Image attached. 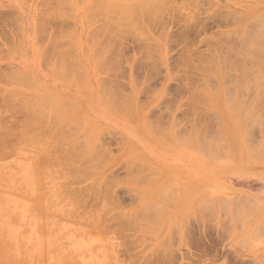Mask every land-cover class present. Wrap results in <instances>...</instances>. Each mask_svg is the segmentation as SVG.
Listing matches in <instances>:
<instances>
[{"label": "rangeland", "instance_id": "1", "mask_svg": "<svg viewBox=\"0 0 264 264\" xmlns=\"http://www.w3.org/2000/svg\"><path fill=\"white\" fill-rule=\"evenodd\" d=\"M93 1L0 0V264H264V0Z\"/></svg>", "mask_w": 264, "mask_h": 264}, {"label": "bare ground", "instance_id": "2", "mask_svg": "<svg viewBox=\"0 0 264 264\" xmlns=\"http://www.w3.org/2000/svg\"><path fill=\"white\" fill-rule=\"evenodd\" d=\"M94 1H95V0H94ZM94 1H93V2H94ZM107 1H109V0H107ZM137 1H139V0H137ZM142 1L145 2L146 0H145V1L142 0ZM142 1H141V4H140L139 2H137V3H139V4H137V5L134 3V4H135V6L133 7L134 11H132V9H131L132 6H131V7H130V9H131L130 11H126V12L122 13L121 15L127 17L128 20H131V21H132V16H133V19H135L134 17L137 16V14H138L139 16H141V14H143V13L146 15L145 12L140 13V12L142 11V9L145 7V4H143ZM158 1H159V0H158ZM97 2H98V1H97ZM115 2H117V0H116ZM115 2L113 1V2H111V4L113 3V6H114V5L116 4ZM147 2H148V1H146L145 3L147 4ZM150 2H151V1H150ZM152 2H153V1H152ZM159 2H160V1H159ZM114 3H115V4H114ZM130 3H131V2H130ZM148 3H149V2H148ZM163 3H164V2H163ZM101 4H102V3H101ZM105 4H106V3H105ZM108 4H109V2H108ZM150 4H151V3H150ZM155 4H156V3H155ZM155 4H153V8L155 7ZM167 4H169V3H167ZM102 5H103V4H102ZM109 5H110V4H109ZM126 5H127V4H126ZM161 5H162V4H161ZM165 5H166V4H165ZM92 6H93V4H92ZM95 6H96V5H95ZM98 6H99V4H98ZM98 6H97V7H98ZM107 6H108V5H107ZM110 6H112V5H110ZM113 6H112L111 10L113 9ZM115 6H117V5H115ZM119 6H120V5H119ZM128 6H129V5H128ZM136 6H137V7H136ZM143 6H144V7H143ZM146 6H147V5H146ZM148 6H149V5H148ZM148 6H147V8H151V7H148ZM151 6H152V4H151ZM166 6H167V5H166ZM99 7H101V6H99ZM103 7H104V5H103ZM135 7L138 8V9H137V12L140 10L137 14H135V10H136ZM161 7H162V6H161ZM164 7H165V6H164ZM94 8H95V7H94ZM116 8H117V7H116ZM126 8H127V7H126ZM153 8H151L150 10H152ZM156 8H157V7H156ZM169 8H170V7H169ZM98 9L100 10V8H98ZM104 9H105V7H104ZM109 9H110V8L108 7V9H106V10H109ZM114 9H115V7H114ZM123 9H124V7H123ZM164 9H165V8H164ZM91 10H92V9H91ZM93 10H94V9H93ZM111 10H110L109 12H113V11H111ZM115 10L118 11L117 9H115ZM143 10H144V9H143ZM148 10H149V9H148ZM155 10H156V9H155ZM160 10H161V9H160ZM102 11H103V10H102ZM104 11H105V10H104ZM120 11H121V10H120ZM153 11H154V9H153ZM167 11H168V10H167ZM98 12H99V11H98ZM100 12H101V11H100ZM121 12H123V11H121ZM87 13H89V12H87ZM103 13H105V12H103ZM118 13H120V12L118 11ZM118 13L115 12V15L118 16V15H117ZM154 13H156V12H154ZM97 14H98V13H97ZM105 14H106V13H105ZM110 14H111V13H110ZM144 14H143V17H144ZM151 14H152V11H151ZM263 14H264V13H263ZM108 15H109V13H108ZM121 15H120V18H121ZM259 15H260V14H259ZM261 15H262V14H261ZM53 16H55V15H53ZM149 16H151V15H149ZM149 16H148V17H149ZM254 16H255V15H254ZM93 17H94V15H93ZM104 17H105V15H104ZM108 17H109V16H108ZM108 17H107V18H108ZM146 17H147V16H146ZM260 17H261V18H260V19H261L260 21L263 20L262 23H264V18H263V16H260ZM138 18H139V17H138ZM138 18H137V19H138ZM153 18H154V17H153ZM252 18H254V17H252ZM256 18H259V17H256ZM116 19H117V18H116ZM148 19H149V18H148ZM91 20H92V19H91ZM108 20H109V19H108ZM151 20H152V19H151ZM158 20H159V18H158ZM250 20H252V19H250ZM254 20H255V19H254ZM106 21H107V20H106ZM112 21H113V20H112ZM119 21H120V20H119ZM133 21H134V20H133ZM245 21H246V20H245ZM252 21H253V20H252ZM252 21H251V23H252ZM117 22H118V21H117ZM124 22H125V21H124ZM134 22H135V21H134ZM136 22H137V21H136ZM136 22H135V23H136ZM257 22H259V21L257 20ZM139 23H140V22H139ZM147 23H148V22H147ZM157 23H158V22H157ZM165 23H166V22H165ZM244 23H245V22H244ZM259 23L262 25L261 22H259ZM112 24H113V22H112ZM118 24H120V23H118ZM121 24H122V23H121ZM128 24H129V23H128ZM130 24H131V23H130ZM133 24H134V23H133ZM145 24H146V23H145ZM249 24H250V22H249ZM260 24H259V25H260ZM114 25H115V23H114ZM160 25H161V24H160ZM259 25H258V26H259ZM261 25H260V26H261ZM101 26H102V25H101ZM246 26L248 27V25H246ZM250 26H251V24H250ZM263 26H264V25H263ZM263 26H262L261 28H259V27H257V28L260 29V30H262ZM124 27H125V26H124ZM252 27H253V26H252ZM241 28H243V26H242ZM122 29H123V27H122ZM124 29H126V27H125ZM148 29H149V28H148ZM161 29H162V28H161ZM238 29H240V28H238ZM251 29H252V28H251ZM251 29L249 28L250 31H252ZM255 29H256V28H255ZM263 29H264V28H263ZM96 30H97V29H96ZM98 30H99V29H98ZM111 30H112V29H111ZM120 30H121V29H120ZM163 30H164V29H163ZM240 30H241V29H240ZM243 30H244V29H243ZM245 30H246V29H245ZM249 30H248V32L250 33ZM253 30H254V29H253ZM260 30H257V31L259 32ZM99 31H100V30H99ZM113 31H116V29L113 30ZM113 31H112V32H113ZM124 31H125V30H124ZM238 31H239V30H238ZM241 31H242V30H241ZM246 31H247V30H246ZM246 31H245V32H246ZM257 31H255V35H256V32H257ZM101 32H102V30H101ZM120 32H121V31H120ZM126 32H127V30H126ZM248 32H246V33H248ZM258 32H257V34H258ZM261 32H263V30H262ZM98 33H99V32H98ZM136 33H137V32H136ZM138 33H139V32H138ZM142 33H143V32H142ZM142 33H141V34H142ZM163 33H164V32H163ZM236 33H238V32H236ZM252 33H254V32H252ZM238 34H240V33H238ZM263 34H264V33H263ZM263 34L261 33V34H259V35L261 36V35H263ZM92 35H93V34H92ZM106 35H107V34H106ZM236 35H237V34H236ZM107 36H108V35H107ZM110 36H111V35H110ZM118 36H119V35H118ZM143 36H144V35H143ZM238 36H239V35H238ZM238 36H237V37H238ZM246 36H247V37H246V40L244 39L245 37H244L243 39H244L245 41H248L247 38H249L250 35H249V37H248V35H246ZM260 36H257V37L255 36V37H256L255 39H259L258 37H260ZM99 37H100V36H98V38H99ZM112 37H113V36H112ZM252 37H253V36H252ZM51 38H52V37H51ZM87 38H88V37H87ZM96 38H97V37H96ZM104 38H105V37H104ZM141 38H142V37H141ZM238 38H240V37H238ZM260 38H261V37H260ZM263 38H264V37H262V41H263ZM93 39H94V38H93ZM105 39H106V38H105ZM105 39H104V40H105ZM255 39L252 40V41H254V43L257 42L258 45H256V43L253 45V43L251 42L250 46L252 45L254 48H255V46H257L255 49H257V52H258V49H259V48H260V49L262 48V46L260 47V45H259V44H260L259 42H260L261 39H259V40H255ZM57 40H58V39H57ZM57 40H56V41H57ZM89 40H90V39H89ZM116 40H117V39H116ZM249 40H250V39H249ZM56 41H55V42H56ZM239 41H240V40H239ZM241 41L243 42V40H241ZM262 41H261V45H262V43L264 42V41H263V42H262ZM93 42H95V41H93ZM101 42H102V41H101ZM103 42H104V41H103ZM103 42H102V43H103ZM139 42H140V41H139ZM142 42H143V41H142ZM248 42H249V41H248ZM248 42H245V43H248ZM57 43H58V41H57ZM91 43H92V41H91ZM112 43H113V42H112ZM145 43H146V42H145ZM249 43H250V42H249ZM249 43H248V45H249ZM92 44H93V43H92ZM115 44H116V42H115ZM150 44H152V43H150ZM263 44H264V43H263ZM52 45H53V44H52ZM58 45H59V44H58ZM112 45H113V44H112ZM117 45H118V43H117ZM148 45H149V44H148ZM148 45H147V46H148ZM243 45H244V44H243ZM245 45H246V44H245ZM248 45H247V46H248ZM98 46H99V45H98ZM98 46H97V48H98ZM258 46H259V48H258ZM263 46H264V45H263ZM245 47H246V46H245ZM54 48H55V47H54ZM65 48H66V47H65ZM70 48H71V46H70ZM103 48H104V47H103ZM144 48H145V45H144ZM149 48H150V47H149ZM154 48H155V46H154ZM59 49H60V48H59ZM72 49H73V48H72ZM99 49H100V48H99ZM113 49H114V48H113ZM145 49H146V48H145ZM150 49H151V48H150ZM245 49H246V48H245ZM248 49H250V48H247V50H248ZM52 50H53V49H52ZM96 50H97V49H96ZM110 50H111V49H110ZM153 50H154V49H153ZM157 50H158V49H157ZM48 51H49V50H48ZM65 51H66V50H65ZM68 51H69V50H68ZM93 51H94V50H93ZM99 51H100V50H99ZM253 51H254V50H253ZM259 51H260V50H259ZM263 51H264V49H263ZM263 51L261 50V53H262ZM53 52H55V51H53ZM62 52H63V50H62ZM97 52H98V51H97ZM100 52H101V51H100ZM111 52H112V51H111ZM145 52H147V51H145ZM154 52H155V51H154ZM257 52H256V53H257ZM63 53H64V52H63ZM98 53H99V52H98ZM148 53H149V52H148ZM155 53H156V52H155ZM258 53H260V52H258ZM258 53H257V54H258ZM263 53H264V52H263ZM96 54H97V53H96ZM150 54H151V53H150ZM247 54H248V53H247ZM247 54H246V55H247ZM57 55H58V54H57ZM61 55H62V54H61ZM111 55H112V54H111ZM155 55H156V54H155ZM261 55L264 56L263 54H261ZM261 55L258 54V55H256V56H257V57H260ZM145 56H147V55H145ZM150 56H151V55H150ZM242 56H243V54H242ZM244 56H245V55H244ZM248 56H249V55H248ZM252 56H253V55H252ZM42 57H43V56H42ZM61 57H64V55H62ZM96 57H97V56H96ZM98 57H99V56H98ZM110 57H111V56H110ZM152 57H153V56H152ZM154 57H155V56H154ZM257 57H255V58L257 59ZM58 58H60V55L58 56ZM58 58H57V59H58ZM105 58H106V57H105ZM150 58H151V57H150ZM247 58H250V57H247ZM60 59H61V58H60ZM65 59H67L66 56H65ZM65 59H64V60H65ZM69 59L71 60V58H69ZM98 59H99V58H98ZM111 59H112V58H111ZM146 59H147V58H146ZM252 59H254V58H252ZM256 59H255V60H256ZM258 59H260L259 61H261L262 58H258ZM49 60H50V59H49ZM61 60H62V59H61ZM114 60H116V59H114ZM246 60H248V59H246ZM250 60H251V59H250ZM56 61H59V60H56ZM56 61H55V62H56ZM144 61H145V60H144ZM151 61H152V60H151ZM151 61H149V62H151ZM257 61H258V60H257ZM259 61H258V65H257V66H259ZM71 62H72V61H71ZM71 62H70V63H71ZM74 62H75V61H74ZM100 62H101V61H100ZM246 62H247V61H246ZM254 62H255V61H254ZM261 62H262V61H261ZM60 63H61V61H59V64H60ZM147 63H148V62H147ZM248 63H249V62H248ZM263 63H264V61H263ZM263 63H262V64L260 63V66H261V67H260V66H259V67H255L254 69H257V68H258L257 70H258V71H261V69H263V67H264V66H263V65H264ZM50 64H51V63H50ZM67 64H69V63L67 62ZM77 64H78V63H77ZM77 64H76V66H77ZM245 64H246V63H245ZM250 64H251V63H250ZM254 64H256V63H254ZM57 65H58V64H57ZM57 65H54V67L56 68ZM78 65H79V64H78ZM225 65H226V63H225ZM247 65H248V64H247ZM247 65H246V66H247ZM48 66H50V65H48ZM58 66H59V65H58ZM65 66H66V64H65ZM114 66H115V65H114ZM148 66H149V65H148ZM242 66H243V65H242ZM251 66H253V65H251ZM255 66H256V65H255ZM59 67H61V64H60ZM77 67H78V66H77ZM115 67H116V66H115ZM221 67H222V66H221ZM249 67H250V65H249ZM70 68H71V67H70ZM78 68H79V67H78ZM112 68H113V66H112ZM216 68H217V67H216ZM228 68H229V67H228ZM246 68H247V67H246ZM246 68H245V69H246ZM249 69H250V68H249ZM254 69H252V70H254ZM57 70H58V69H57ZM66 70H67V74L69 75V73H68V72H69V71H68L69 69H66ZM70 70H71V69H70ZM74 70H76V68H74ZM239 70H240V69H239ZM257 70H256V73H255L256 76H258L259 74H261V73H258V75H257ZM48 71H49V70H48ZM207 71H208V70H207ZM223 71H224V70H223ZM59 72H60V70H59ZM113 72H114V71H113ZM210 72H211V71H210ZM221 72H222V71H221ZM243 72H244V70H243ZM53 73H54V72H53ZM64 73H65V71H64ZM73 73H74V72H73ZM76 73H77V72H76ZM244 73H245V72H244ZM253 73H254V72H253ZM253 73H252V74H253ZM77 74H78V73H77ZM221 74H222V73H221ZM221 74H220L219 76H221ZM224 74H225V73H224ZM226 74H227V73H226ZM241 74H242V73H241ZM249 74H250V73H249ZM56 75H57V74H56ZM63 75H64V74H63ZM246 76H247V74H246ZM259 76H260V75H259ZM261 76H263V75H261ZM261 76H260L259 78H261ZM55 77H56V76H55ZM58 77H59V76H58ZM250 77H251V76H250ZM253 77H254V76H253ZM253 77H252V78H253ZM74 78H75V77H74ZM208 78H209V77H208ZM226 78H227V77H226ZM248 78H249V77L247 76V79H248ZM257 78H258V77H257ZM257 78H256V79H257ZM66 80H68V79H66ZM224 81H225V78H224ZM258 81H259V79H258ZM104 82H105V81H104ZM106 82H107V81H106ZM106 82H105V83H106ZM240 82H241V81H240ZM244 82H245V80H244ZM250 82H251V81H250ZM260 82H261V80H260ZM263 82H264V81H263ZM263 82H262V83H263ZM246 83H247V82H246ZM256 83H257V82H256ZM108 84H109V82H108ZM254 84H255V83H254ZM258 84H259V83H258ZM104 85H105V84H104ZM104 85H103V87H104ZM224 85H225V84H224ZM224 85H223V86H224ZM239 85H240V84H239ZM242 85H243V84H242ZM250 85H251V84H250ZM256 85H257V84H255V86H256ZM261 85H262V84H261ZM244 86H245V85H244ZM252 86H253V84H252ZM255 86H253V87H255ZM257 86H258V85H257ZM257 86H256V89H257ZM258 87H259V86H258ZM261 87H262V86H261ZM261 87H259V89H260ZM104 88H106V87H104ZM224 88H225V87H224ZM247 88H248V87H247ZM141 89H142V88H141ZM101 90H102V89H101ZM225 90H226V89H225ZM240 90H241V89H240ZM243 90H244V89H243ZM109 91H110V90H109ZM9 92H10V91H9ZM14 92H15V91H14ZM99 92H100V89H99ZM114 92H115V91H114ZM242 92H243V91H242ZM261 92H262V91H261ZM7 93H8V92H7ZM109 93H110V92H109ZM228 93H230V92H228ZM246 93H248V92H246ZM263 93H264V92H263ZM263 93H261V94H263ZM224 94L226 95V92H224ZM231 94H232V93H231ZM4 95H5V94H4ZM4 95H3V96H4ZM114 95H116V94H114ZM225 95H224V98L227 97V96L225 97ZM227 95H228V94H227ZM246 95H247V94H246ZM255 95H260V94L256 93ZM23 96H24V95H23ZM23 96H22V97H23ZM53 96H56V95L54 94ZM110 96H111V95H110ZM229 96H230V94H229ZM232 96H233V94H232ZM239 96H240V95H239ZM239 96H238V98H240ZM241 96H242V95H241ZM243 96H244V95H243ZM34 97H37V96H34ZM114 97H115V96H114ZM114 97H113V98H112V97H110V98L108 97L109 99L112 98V100L109 101V99H107V101H106L107 103H105V104L108 105V104H110V102L114 101V100H115ZM261 97H263V96H261ZM9 98H10V96H9ZM12 98H13V97H12ZM28 98H29V97H28ZM45 98H46V97H45ZM103 98H104V97H103ZM103 98H102V99H103ZM229 98H230V99H229ZM229 98H228L229 100H228V99L225 100V103H226L227 101H229L228 104H230V106H231V103L233 102V100L231 99V97H229ZM232 98L234 99V97H232ZM245 98H246V97H245ZM245 98H244V99H245ZM256 98L258 99V96H257ZM21 99H22L21 101L23 102L24 99H23V98H21ZM30 99H31V98H30ZM40 99H41V98H40ZM40 99H38V100H40ZM204 99H208V98H204ZM254 99H255V98H254ZM260 99H261V98H260ZM263 99H264V97H263ZM2 100H3V99H2ZM19 100H20V99H19ZM38 100H37V101H38ZM49 100H51V98H50ZM117 100H120V99H117ZM209 100H210V99H209ZM230 100H232V102H230ZM249 100H250V99H249ZM255 100H256V99H255ZM255 100H254V101H255ZM3 101H4V100H3ZM28 101H29V100H28ZM28 101H27V102H28ZM67 101H68V100H67ZM101 101H102V100H101ZM120 101H121V100H120ZM122 101H123V100H122ZM125 101H127V100H125ZM125 101H124V102H125ZM207 101H208V100H207ZM239 101H240V100H239ZM239 101H238V102H239ZM254 101H253V102H254ZM262 101H263V100H262ZM18 102H19V101H18ZM32 102H33V101H32ZM32 102H31V103H32ZM49 102H52V101H49ZM71 102H73V101H71ZM108 102H109V103H108ZM124 102H123V103H124ZM208 102H209V101H208ZM242 102H243V101H242ZM251 102H252V101H251ZM259 102H261V101H259ZM15 103H16V102H15ZM34 103H35V101H34ZM36 103H38V102H36ZM102 103H103V102H102ZM116 103H117V102H116ZM118 103H121V102H118ZM123 103H122V104H123ZM126 103H127V102H126ZM247 103H248V101H247ZM18 104H19V103H18ZM22 104H23V103H22ZM29 104H30V103H29ZM32 104H33V103H32ZM50 104H51V103H50ZM50 104H49V105H50ZM105 104H104V105H105ZM113 104H115V103H113ZM127 104H128V103H127ZM237 104L239 105V103H237V101H236L235 108L233 109V112H234L233 115H234L235 118L232 117L231 114H230V115H231V117H232V120H233V119L236 120V118H237L238 120L241 121V122H239V123L242 125V123H243L244 121L247 123V122H248L247 119L252 118L251 116H253V115L255 114V113H254V114L252 115V113L254 112V109H255V108L253 109V111H252V113H251V112H250V107L246 104V102H245V105L243 104L244 107H243L242 105H240V106H242V107H238ZM240 104H241V102H240ZM253 104H255V102H254ZM253 104H252V107H253ZM13 105H16V104H13ZM38 105H39V104H38ZM67 105H68V104L65 105L64 102L59 103V106H61V107H57V109L60 108V110H59V109H58V110L61 111V112H59L58 110H57V112L62 113V111L64 110V107L67 106ZM107 105H106V106H107ZM124 105H125V104H124ZM246 105H247V106H246ZM249 105H251V104H249ZM255 105H256V104H255ZM33 106H34V105H33ZM35 106H36V105H35ZM62 106H64V107L62 108ZM115 106L117 107L118 104H117V105L115 104ZM226 106L228 107V105H226ZM230 106L228 107V108H229V109H228V110H229L228 112H231V111H232V110L230 111V109H231ZM14 107H15V106H14ZM22 107H23V106H22ZM46 107H47V106H46ZM48 107H50V106H48ZM69 107H70V105H69ZM69 107H68V108H69ZM72 107H73V106H72ZM110 107H111V106H110ZM119 107H120V106H118V108H119ZM255 107H256V106H255ZM12 108H13V107H12ZM80 108H81V107H80ZM124 108H125V106H124ZM262 108H263V107H262ZM15 109H16V108H15ZM22 109H23V108H22ZM36 109H38V108H35V110H36ZM46 109H48V108H46ZM49 109H50V108H49ZM65 109H66V108H65ZM69 109H70V108H69ZM109 109H110V108H109ZM112 109H113V108H112ZM23 110H24V109H23ZM23 110H22V111H23ZM42 110H43V109H42ZM55 110H56V109H55ZM113 110H114V109H113ZM115 110H116V109H115ZM115 110H114V111H115ZM120 110H122V106H121V109H120ZM260 110H261V109H260ZM19 111H20V110H19ZM45 111H46V110H45ZM69 111H70V110H69ZM17 112H18V111H17ZM29 112H30V111H29ZM46 112H47V111H46ZM46 112H45V113H46ZM55 112H56V111H54V113H55ZM63 112H64V111H63ZM111 112H112V111H111ZM116 112H117V111H116ZM120 112L123 113L122 111H119V113H120ZM262 112H263V111H262ZM37 113H38V112H37ZM54 113H52V114H54ZM64 113H65V112H64ZM249 113L251 114V116H250ZM258 113H259V112H258ZM258 113H257V114H258ZM30 114H31V112H30ZM41 114H42V113H41ZM56 114H57V113H56ZM56 114H54V115L56 116ZM123 114H124V113H123ZM18 115H19V114H18ZM22 115H23V114H22ZM27 115H29V114H27ZM32 115H33V114H32ZM39 115H40V113H39ZM57 115H58V114H57ZM35 116H37V115H35ZM55 116H53V117H54V119L52 118L53 120H55V119L57 120V118H56ZM33 117H34V116H33ZM37 117H38V116H37ZM51 117H52V116H51ZM51 117H50V118H51ZM59 117H60V116H59ZM255 117H256V114H255ZM255 117H254V118H255ZM257 117H258V116H257ZM38 118H40V117H38ZM41 118H42V117H41ZM71 118H72V117H71ZM258 118H259V117H258ZM261 118H262V117H261ZM44 119H46V118H44ZM64 119H65V118H64ZM69 119H70V118H69ZM219 119H220V118H219ZM252 119H253V118H252ZM252 119H251V120L249 119V120L252 122ZM56 120H55V121H56ZM58 120H59V118H58ZM58 120H57V122H58ZM84 120H85V119H84ZM221 120H222V119H221ZM234 120H233V122H234ZM238 120H237V121H238ZM256 120H258V119H256ZM256 120L254 119L253 121L255 122ZM263 120H264V119H263ZM263 120H262V121H263ZM23 121H24V120H23ZM67 121H68V120H67ZM69 121H70V120H69ZM69 121H68V122H69ZM77 121H78V120H77ZM219 121H220V120H219ZM24 122H25V121H24ZM24 122H21V123H24ZM49 122H50V121H49ZM251 122H250V124H251ZM256 122H257V121H256ZM263 122H264V121H263ZM26 123H29V122H28V121L25 122V124H24L25 126H26ZM70 123H71V122H70ZM31 124H32V123H31ZM39 124H40V123H39ZM39 124H37V125L39 126ZM65 124H66V123H65ZM234 124H236V123L234 122ZM237 124H238V123H237ZM243 124H244V123H243ZM256 124H258V123H256ZM24 125L22 124V127H23ZM34 125H35V124H34ZM34 125H32V126H34ZM42 125H43V124H42ZM54 125H55V124H54ZM62 125H64V124H62ZM66 125H67V124H66ZM66 125H64V126L66 127ZM147 125H148V124H147ZM174 125H175V124H174ZM244 125H245V124H244ZM244 125H242V126L244 127ZM248 125H249V124H248ZM253 125H254V124H253ZM25 126H24V129L27 130L28 127H25ZM27 126H28V125H27ZM67 126H68V125H67ZM81 126H82V125H81ZM175 126H176V125H175ZM249 126H250V125H249ZM41 127H42V126H41ZM47 127H48V126H47ZM65 127H63V128H65ZM157 127H158V125H157ZM157 127H156V128H157ZM250 127H251V126H250ZM30 128L32 129L31 126H30ZM60 128H61V131H62V129H63L62 126H61ZM60 128H59V130H60ZM236 128H239V127H236ZM236 128H235V130H236ZM246 128H247V127H246ZM246 128H245V129H246ZM68 129H70L69 126H68ZM150 129H151V128H150ZM242 129L245 130L244 128L240 127V130H241V131H243ZM261 129H262V128H261ZM32 130H33V129H32ZM65 130H66V129H65ZM65 130H64V132H65ZM93 130H94V129H93ZM156 130H158V129H156ZM160 130H161V129H160ZM163 130H164V129H163ZM173 130H174V129H173ZM237 130H238V129H237ZM247 130H248V129H246L244 132H247ZM27 131H29V135H30V129L27 130ZM34 131H35V130H34ZM195 131H196V130H195ZM200 131H201V130H200ZM220 131H221V129H218V132H220ZM222 131H223V129H222ZM224 131H225V130H224ZM57 132H58V131H57ZM62 132H63V131H62ZM64 132H63V134L66 133V132H65V133H64ZM95 132H96V131H95ZM154 132H155V131H154ZM157 132H158V131H157ZM175 132H176V131H175ZM234 132L236 133V131H234ZM23 133H24V132H23ZM37 133H38V132H37ZM44 133H45V132H44ZM67 133H68V132H67ZM70 133H71V132H70ZM70 133H69V134H70ZM195 133H197V132H195ZM201 133H203V132H201ZM231 133H232V132H231ZM24 134H25V133H24ZM48 134H49V133H48ZM69 134H66L67 136L65 135V136H66L65 138H67ZM93 134H94V133H93ZM100 134H101V133H100ZM164 134H165V133H164ZM164 134H163V135H164ZM191 134H192V133H191ZM193 134H194V133H193ZM193 134H192V135H193ZM203 134H204V133H203ZM218 134H219V133H218ZM221 134H224V133L222 132ZM240 134H241V136H242V133H241V132H240ZM244 134H245V133H244ZM244 134H243V135H244ZM246 134H247V133H246ZM246 134H245V136H246ZM250 134H251V133H250ZM39 135H40V134H39ZM44 135H45V134H44ZM70 135H71V134H70ZM72 135H73V133H72ZM90 135H92V134H90ZM177 135H178V134H177ZM177 135H176V136H177ZM189 135H190V132H189ZM199 135H200V134H199ZM235 135H236V134H235ZM262 135H263V134H262ZM35 136H37V135L35 134ZM48 136H49V135H48ZM171 136H172V135H171ZM174 136H175V135H174ZM193 136H194V135H193ZM196 136H197V135H196ZM203 136H204V135H203ZM205 136H206V135H205ZM212 136H213V135H212ZM226 136H227V135H226ZM238 136H239V135H238ZM241 136H239V137H241ZM249 136H250V135H247V137H249ZM42 137H43V136H42ZM45 137H46V136H45ZM70 137H71V136H70ZM70 137H69V138H70ZM84 137H85V136H84ZM183 137H184V136H183ZM185 137H186V136H185ZM188 137H190V136H188ZM206 137H207V136H206ZM213 137H214V136H213ZM220 137H221V136H220ZM223 137H224V136H223ZM227 137H228V136H227ZM232 137H233V135H232ZM247 137L245 138V140L248 141V138H247ZM43 138H44V137H43ZM51 138H52V137H51ZM98 138H99V137H98ZM179 138H180V136H179ZM191 138H192V136H191ZM194 138H195V137H194ZM209 138H212V137H209ZM216 138H217V139H216V141H217L219 138H218V137H216ZM233 138H234V137H233ZM243 138H244V137H243ZM174 139H177V138H173V140H174ZM184 139H186V138H184ZM184 139L182 140L183 142H184ZM198 139H199V138H198ZM198 139H195V140L198 141ZM203 139H204V137H203ZM206 139L209 140L208 138H206ZM222 139L226 141V139H224V138H222ZM238 139H239V138H238ZM17 140H18V139H17ZM51 140H52V139H51ZM85 140H87V139H85ZM94 140H95V139H94ZM101 140H102V139H101ZM177 140H178V139H177ZM177 140H176V141H177ZM186 140H187V139H186ZM200 140H201V138L199 139V141H200ZM207 140H205V141H206V142H211V141H212V140H211V141H210V140L207 141ZM213 140H214V139H213ZM219 140H220V139H219ZM223 140H222V141H223ZM241 140H242V139H241ZM99 141H100V139H99ZM196 141H195V142H196ZM199 141H198L197 143H202V142H204L203 140H202V142H199ZM214 141H215V140H214ZM227 141H228V139H227ZM238 141H239V140H238ZM250 141H251V140H250ZM178 142H179V141H178ZM190 142H191V141H189L188 143L190 144ZM192 142H194V141H192ZM219 142H220V141H218V144H219ZM223 142H224V141H223ZM229 142H230V141H229ZM232 142H236V140H235V139H234V140L232 139ZM248 142H249V141H248ZM2 143H3V142H2ZM53 143H54V142H53ZM78 143H79V142H77V144L75 143V144H76V145H75V148H76V146L78 147ZM82 143H83V142H82ZM88 143H89V142H88ZM175 143H176V142H175ZM226 143H227L226 145L228 146L229 143H228V142H226ZM238 143H239V142H238ZM262 143H263V142H262ZM262 143H261V144H262ZM55 144H56V143H55ZM89 144H90V143H89ZM95 144H96V143H95ZM176 144H177V143H176ZM180 144H181V143H180ZM182 144H184V143H182ZM205 144H206V143H205ZM205 144H204V145H203V143H202V145L199 144L200 147H201V149H202V150H201L202 153L200 152V150H199V152L203 155V157H204L205 154H203V153H204V152H203L204 149L202 148V146L205 147ZM207 144L209 145V143H207ZM207 144H206V146H207ZM210 144H211V143H210ZM212 144H214V143H212ZM215 144H216V143H215ZM215 144H214V145H215ZM221 144L223 145L224 143H221ZM247 144H248V143H247ZM247 144H246V145H247ZM251 144H252V143H251ZM52 145H53V144H52ZM80 145H81V144H79V147H81ZM82 145H83V144H82ZM193 145H195V144H193ZM197 145H198V144H197ZM197 145H196V146H197ZM226 145H223V146H225V148H227ZM252 145H253V144H252ZM71 146H72V145H71ZM71 146H69V147L71 148ZM87 146H88V145H87ZM177 146H178V145H177ZM180 146H181V145H180ZM183 146H184V145H183ZM183 146H182V147H183ZM186 146H187V145H186ZM196 146H195V147H196ZM209 146H211V145H209ZM217 146H218V145H217ZM217 146H216V147H217ZM54 147H55V146H54ZM93 147H94V146H93ZM189 147H190V146H189ZM189 147H188V148H189ZM193 147H194V146H193ZM195 147H194V148H195ZM212 147H213V146H212ZM221 147H222V146H221ZM221 147H220V150H221ZM229 147H230V146H229ZM248 147H249V145H248ZM252 147H253V146H252ZM255 147H256V146H255ZM258 147H260V146H258V143H257V147H256V148H258ZM263 147H264V144H263ZM0 148H1V147H0ZM197 148H198V146H197ZM205 148L208 149V146L205 147ZM217 148H219V147H217ZM223 148H224V147H222V149H223ZM225 148H224L223 150H225V152H226V149H225ZM246 148H247V147H246ZM48 149H49V148H48ZM78 149H79V148H78ZM82 149H83V148H82ZM189 149H191V148H189ZM199 149H200V148H199ZM207 149H205V150L210 152L211 149L213 150L214 148H211V149L209 148L210 150H207ZM228 149H229V148H228ZM247 149H248V148H247ZM262 149L264 150V148H262ZM51 150H52V149H51ZM71 150H72V149H71ZM192 150H193V148H192ZM223 150H222V151H223ZM253 150H254V149H253ZM257 150H258V149H257ZM2 151H3V150H2ZM2 151H1V152H2ZM75 151L77 152L78 150H75ZM194 151H196V149H195ZM231 151H233V150L231 149ZM248 151H249V149H248ZM250 151H251V148H250ZM250 151H249V152H250ZM1 152H0V154H1ZM49 152H50V151H49ZM78 152H79V151H78ZM92 152H93V151H92ZM96 152H98V151H96ZM103 152H104V150H103ZM196 152H197V151H196ZM227 152H229V150H228ZM255 152H256V151H255ZM257 152H260V151H257ZM257 152H256V154H257V156H258V154L261 155V153H263L264 151H263V152H260V153H257ZM5 153H6V152H5ZM5 153H4V154H5ZM59 153H60V152H59ZM74 153H75V152H74ZM93 153H94V152H93ZM99 153H100V152H99ZM99 153H98V154H99ZM206 153H207V152H206ZM213 153H214V152H213ZM216 153H218V152H216ZM242 153H243V152H242ZM247 153H248V152H247ZM253 153H254V151H253ZM68 154H69V153H68ZM70 154H71V153H70ZM70 154H69V156H70ZM80 154H81V153H80ZM80 154H78V155L81 157V155H82L83 153H82L81 155H80ZM84 154H85V153H84ZM84 154H83V156H84ZM86 154H87V153H86ZM98 154H97V155H98ZM100 154H102V151H101ZM103 154H104V153H103ZM210 154H211V153H210ZM219 154H221L220 151H219ZM219 154H218V155H219ZM222 154H223V152H222ZM224 154H225V153H224ZM224 154H223V155H224ZM245 154H246V153H245ZM250 154H251V152H250ZM5 155H6V154H5ZM75 155H77V153H75ZM206 155L208 156L209 154H206ZM213 155H214V154H212V156H210V157L213 158ZM218 155H217V156H218ZM223 155H222V156H223ZM226 155H227V154H226ZM226 155H224V156H226ZM253 155H254V154H253ZM262 155H264V153H263ZM83 156H82V157H83ZM93 156L95 157V155H93ZM99 156H101V155H99ZM103 156H104V155H103ZM248 156H249V155H248ZM257 156H256V157H257ZM80 157H79V158H80ZM91 157H92V156H91ZM94 157H93V159H94ZM215 157H216V156H215ZM249 157H250V156H249ZM256 157H255V158H256ZM258 157H259V156H258ZM58 158H59V157H58ZM69 158H70V157H69ZM71 158H72V159H75V158H73L72 156H71ZM76 158H77V157H76ZM79 158H77L78 161H79ZM101 158H102V157H101ZM101 158H100V160H101ZM206 158H208V157H206ZM263 158H264V157H263ZM56 159H57V157H56ZM72 159H71V161H72ZM208 159H209V158H208ZM60 160H61V158H60ZM63 160H64V158H63ZM89 160H90V159H89ZM97 160H98V159H97ZM65 161H66V160H65ZM68 161H70V160L68 159ZM86 161H87V160H86ZM91 161H92V160H91ZM57 162H58V160H57ZM61 162H63V161H61ZM84 162H85V160H84ZM89 162H90V161H89ZM89 162H86V163H89ZM94 163H95V161H94ZM101 163H103V162L101 161ZM130 163H132V161H131ZM141 163H142V162H141ZM59 164H60V163H59ZM91 164H93V161H92ZM95 164H97V163H95ZM95 164H94V165H95ZM136 164H139V163L136 162ZM145 164H146V163H145ZM61 165H62V164H61ZM73 165H75V164H73ZM81 165H82V164H81ZM89 165H90V164H89ZM94 165H92V167H93ZM140 165H141V164H140ZM79 166H80V165H79ZM82 166H83V165H82ZM84 166H85V164H84ZM86 166H87V164H86ZM90 166H91V165H90ZM95 166H96V165H95ZM63 167H64V166H63ZM71 167H72V166H71ZM88 167H89V166H88ZM97 167H98V166H97ZM100 167H101V166H100ZM134 167H135V166H134ZM143 167H144V166H143ZM86 168H87V167H86ZM132 168H133V167H132ZM91 169H93V168H91ZM94 169H95V168H94ZM136 169H137V167L134 168V171H135ZM78 170H80V169H78ZM96 170H97V169H96ZM144 170H145V169H144ZM144 170H143V171H144ZM146 170H147V169H146ZM81 171H82V170H81ZM83 171H84V170H83ZM130 171H131V170H130ZM150 171H151V170H150ZM150 171H149V172H150ZM76 172H78V171H76ZM84 172H85V171H84ZM84 172H83V174H84ZM140 172H142V171L140 170ZM151 172H152V171H151ZM153 172H154V171H153ZM90 173H91V172H90ZM137 173H138V172H137ZM66 174H67V173H66ZM68 174H69V173H68ZM70 174H71V173H70ZM81 174H82V173H81ZM92 174H93V173H92ZM94 174L96 175V173H94ZM131 174H132V173H131ZM131 174H130V176H131ZM133 174H134V173H133ZM153 174H154V173H153ZM84 175H85V174H84ZM151 175H152V174H151ZM69 176H70V175H69ZM74 176H75V175H74ZM81 176H82V175H81ZM89 176H90V175H89ZM133 176H134V175H132V179H133ZM79 177H80V175H79ZM83 177H84V176H83ZM92 177H93V176H92ZM140 177L143 178L142 176H140ZM154 177H155V176H154ZM75 178H76V177H75ZM134 178H135V177H134ZM136 178H137V177H136ZM68 179H69V178H68ZM72 179H73V178H72ZM77 179H78V177H77ZM84 179L87 180L86 176H85ZM106 179H107V178H106ZM106 179H105V180H106ZM128 179H129V177H128ZM130 179H131V178H130ZM143 179H144V178H143ZM79 180H80V179H79ZM126 180H127V179H126ZM146 180H147V179H146ZM69 181H70V179H69ZM83 181H84V180H83ZM107 181H108V180H107ZM109 181H110V180H109ZM114 181H115V180H114ZM114 181H113V182H114ZM133 181H134V180H133ZM137 181H139V179H137L136 182H137ZM29 182H30V181H29ZM32 182H33V181H32ZM71 183H72V182H71ZM105 183H106V182H105ZM105 183H104V184H105ZM64 184H65V183H64ZM87 185H88V184H87ZM87 185H86V186H87ZM95 185H96V184H95ZM105 185H107V184H105ZM114 185H115V184H114ZM97 186H98V185H96V188H94V189H98ZM94 187H95V186H94ZM102 187H103V186H102ZM107 187H108V186H107ZM107 187H106V188H107ZM112 188H113V187H112ZM103 189H104V188H103ZM106 190H107V189H105V191H106ZM167 190L169 191L170 189H167ZM87 191H88V190H87ZM103 191H104V190H103ZM66 192H67V191H66ZM95 192H97V191H95ZM106 192H107V193H106ZM106 192H105V193H106L105 195L107 196L108 191H106ZM161 192H162V191H161ZM166 192H167V191H166ZM170 192H171V190H170ZM63 193H64V192H63ZM100 193H101V192H100ZM163 193H164V192H162V194H163ZM172 193H174V192H172ZM64 194H65V193H64ZM69 194H70V193H69ZM72 194H73V193H72ZM91 194H92V192H91ZM159 194L161 195V193H159ZM167 194H168V193H167ZM99 195H101V194H99ZM68 196H69V195H68ZM91 196H92V195H91ZM158 196H159V195H158ZM158 196H157V197H158ZM162 196H163V195H162ZM167 196H168V195H167ZM167 196H165L164 198H169L168 200H170V195H169L168 197H167ZM172 196H173V195H172ZM172 196H171V197H172ZM71 197H73V196H71ZM102 197H104V196H102ZM102 197H101V198H102ZM107 197H108V196H107ZM157 197H156V198H157ZM95 198H96V197H95ZM101 198H99V199H101ZM160 198H161V197H160ZM162 198H163V197H162ZM164 198H163V200H164ZM235 198H236V197H235ZM67 199H68V198H67ZM69 199H70V197H69ZM75 199H76V198H75ZM112 199H113V198H112ZM208 199H209V198H208ZM241 199H243V198H241ZM93 200H94V199H93ZM154 200H156V199H154ZM235 200H236V199H234L233 202H234ZM239 200H240V199H239ZM239 200H238V201H239ZM243 200H244V199H243ZM246 200H248V199H246ZM246 200L244 201V204H241V206H242V205L245 206V203L249 202V200H248V201H246ZM72 201H73V200H72ZM81 201H82V200H81ZM94 201H95V200H94ZM113 201H114V200H113ZM158 201H159V200H157V202H158ZM160 201H161V200H160ZM164 201H167V200L165 199ZM238 201H237V202H238ZM241 201H242V200H241ZM100 202H101V201H100ZM117 202H118V201H117ZM157 202L155 201V203H157ZM237 202H236V203H237ZM76 203H77V202H76ZM96 203H97V202H96ZM105 203H106V202H105ZM114 203H115V202H114ZM114 203H113V206L116 207L117 203H116L115 205H114ZM150 203H151V202H150ZM150 203H149V204H150ZM158 203H160V202H158ZM162 203H163V202H162ZM206 203H207V201H206ZM238 203H239V202H238ZM242 203H243V202H242ZM249 203H252V202L250 201ZM72 204H74V203H72ZM79 204H80V202H79ZM98 204H99V202H98ZM147 204H148V203H147ZM152 204H153V203H152ZM152 204H150V205H152ZM106 205H107V203H106ZM109 205H110V204H109ZM150 205H147V206H148V207H151ZM163 205H164V204H163ZM163 205H162V206H163ZM165 205H166V204H165ZM235 205H237V204H234V206H235ZM249 205H250V204H249ZM249 205H248V207H249ZM100 206L102 207V205H100ZM110 206H112V205H110ZM118 206H119V205H118ZM145 206H146V205H145ZM145 206H144V208H145ZM147 206H146V207H147ZM159 206H160V205H159ZM159 206H158V207H159ZM237 206H238V205H237ZM105 207H106V206H104V208H105ZM108 207H109V206H108ZM148 207H147V208H148ZM154 207H156V206L154 205ZM164 207H165V206H164ZM246 207H247V206H246ZM97 208H98V207H97ZM112 208H113V207H112ZM147 208H145V210H146ZM159 208H160V207H159ZM118 209H119V208H118ZM153 209H154V208H153ZM252 209H253V207H252ZM107 210H109V208H108ZM148 210H149V209H148ZM148 210H147L146 212H149ZM157 210H158V209H157ZM157 210H156V211L153 210L152 212L154 213V211H155L154 214L156 215V213L158 212ZM165 210H166V209H165ZM138 211H139V210H138ZM162 211H164V210H162ZM259 211H261V210H259ZM99 212H100V211H99ZM105 212H106V211H105ZM160 212H161V211H160ZM139 213H140V212H139ZM142 213H143V212H142ZM153 213H152V214H153ZM263 213H264V212H263ZM97 214H98V213H97ZM144 214H145V213H144ZM148 214H151V213H148ZM157 214H158V213H157ZM161 214H162V213H161ZM259 214H260V213H259ZM106 215H107V213H106ZM102 216H103V215H102ZM133 216H137V215H133ZM139 216H140V215H139ZM151 216L153 217V215H149V217H151ZM157 216H158V215H157ZM128 217H129V215H128ZM143 217H144V216H143ZM154 217H155V216H154ZM154 217H153V218H154ZM124 218H126V217H124ZM131 218H132V217H131ZM141 218H142V217H141ZM145 218H146V216H145ZM157 218H158V217H157ZM133 219H134V218H133ZM133 219H131V221H132ZM146 219H147V218H146ZM125 220H126V219H125ZM142 220H143V218H142ZM155 220H156V219H155ZM187 220H188V219H187ZM123 221H124V219H123ZM128 221H129V220L127 219V222H128ZM145 221H146V220H145ZM152 221H153V220H152ZM137 222H138V221H137ZM137 222H136V223H137ZM183 222H184V221H183ZM121 223H122V222H121ZM131 223L134 224V222H131ZM144 223H146V222H144ZM144 223H143V224H144ZM155 223H156V222H155ZM122 224H123V223H122ZM133 224H132V225H133ZM141 224H142V223H141ZM150 224H151V223H150ZM126 225H127V224H126ZM126 225H125V226H126ZM134 225H136V224H134ZM137 225H138V224H137ZM148 225H149V224H148ZM138 226H139V225H138ZM159 226H160V225H159ZM126 227H128V226H126ZM132 227H133V226H132ZM152 227H153V225H152ZM135 228L138 229L139 227H135ZM140 228H141V227H140ZM129 229H130V228H129ZM144 229H145V228H144ZM159 229H160V228H159ZM170 229H171V228H170ZM173 229H174V228H173ZM123 230H124V229H123ZM141 230H142V229H141ZM175 230H176V229H175ZM136 231H137V230H136ZM157 231H158V230H157ZM121 232H122V231H121ZM173 232H174V230H173ZM150 233H151V232H150ZM171 233H172V232H170V235H172ZM118 234H119V233H118ZM120 234H121V233H120ZM120 234H119V236H120ZM122 234H123V233H122ZM156 234H157V233H156ZM199 234H200V233H199ZM144 235H146V234H143L142 237H144ZM170 235H169V236H170ZM192 235H193V234H192ZM122 237H123V236H122ZM172 237H173V236H172ZM137 238H138V237H137ZM192 238H193V237H192ZM194 238H195V237H194ZM201 238H203L202 235H201ZM189 239H191V238H189ZM189 239H188V240H189ZM134 240H135V239H134ZM134 240H133V241H134ZM139 240H140V239H139ZM145 240H146V239H145ZM163 240H164V239H163ZM163 240H162V241H163ZM183 240H184V239H183ZM186 240H187V238H186ZM135 242H136V240H135ZM141 242H143L142 239H141ZM141 242H140V244H141ZM169 242H170V240H169ZM192 242H193V241H192ZM162 243H163V242H162ZM166 243H167V242H166ZM170 243H171V242H170ZM200 245H201V244H200ZM130 246H131V245H130ZM157 246H158V244H157ZM159 246H160V245H159ZM137 247H138V246H137ZM138 248H139V247H138ZM160 248H161V247H160ZM205 248H206V247H205ZM207 248H208V247H207ZM143 249H144V248H143ZM154 250H155V249H154ZM161 250H162V249H161ZM165 250H166V249H165ZM165 250H164V251H165ZM140 251H141V250H140ZM157 251H158V250H157ZM167 252H168V250H167ZM208 252H209V251H208ZM136 253H137V252H136ZM136 253H135V254H136ZM154 253H155V252H154ZM154 253H153V254H154ZM170 253H172V252H170ZM160 254H161V253H160ZM167 254H168V253H167ZM206 254H207V253H206ZM161 255L163 256V254H161ZM169 255H171V254H169ZM169 255H168V256H169ZM172 255H173V254H172ZM192 255H193V254H192ZM195 255H196V254H195ZM156 256H157V255H156ZM173 256H174V255H173ZM189 256H190V255H189ZM205 256H206V255H205ZM205 256H204V257H205ZM137 257H139V256H137ZM166 257H167V256H166ZM192 257H193V256H192ZM133 258H134V260H135V257H133ZM146 258L148 259L147 256H146ZM146 258H145V259H146ZM167 258H168V257H167ZM170 258H172V257L169 256V259H170ZM184 258H185V257H184ZM136 259H138V258H136ZM145 259H144V260H145ZM147 259H146V260H147ZM154 259H155V258H154ZM154 259H153V261H154ZM169 259H168V261H169ZM192 259H193V258H192ZM134 260H133V261H134ZM148 260H149V259H148ZM166 260H167V259H166ZM166 260H165V261H166ZM135 261H136V260H135ZM159 261H160V260H159ZM163 261H164V260H163ZM145 262H148V261H145ZM157 262H158V261H157ZM161 262H162V259H161ZM166 262H167V261H166ZM148 263H149V262H148ZM154 263H155V262H154ZM164 263H165V262H164ZM174 263H175V262H174ZM195 263H196V262H195ZM186 264H187V263H186ZM192 264H193V263H192Z\"/></svg>", "mask_w": 264, "mask_h": 264}]
</instances>
